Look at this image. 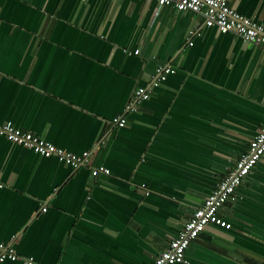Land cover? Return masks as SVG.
<instances>
[{"label":"crops","instance_id":"0c3cea01","mask_svg":"<svg viewBox=\"0 0 264 264\" xmlns=\"http://www.w3.org/2000/svg\"><path fill=\"white\" fill-rule=\"evenodd\" d=\"M231 6L264 24V0ZM7 121L91 159L75 168L0 135V243L19 256L0 264H152L264 127V54L156 0H0ZM99 164L111 173L94 177ZM222 215L232 228L208 225L189 264H264V156Z\"/></svg>","mask_w":264,"mask_h":264},{"label":"built area","instance_id":"2783aa9c","mask_svg":"<svg viewBox=\"0 0 264 264\" xmlns=\"http://www.w3.org/2000/svg\"><path fill=\"white\" fill-rule=\"evenodd\" d=\"M156 2L159 7L170 6L179 11H191L202 15L208 27H218L222 32L237 34L244 41L258 46L264 54V24L236 11L231 6V0H156ZM135 53L138 54L139 50H136ZM175 72L176 69L173 66L160 67L158 76L150 86H140L135 90L134 98L127 108L137 111L138 105L151 97L153 89L159 87L170 74ZM112 123L123 127L126 125L127 119L124 116H117L113 118ZM0 135L42 156L56 157L69 166L79 168L90 165L91 152L85 151L82 154L69 152L33 132L17 127L11 121L0 124ZM263 156L264 127L251 140L249 148L241 155L227 176L212 193L204 198L203 203L195 208L184 227L155 258L152 264H189L187 250L208 225L215 224L231 229L232 223L222 215L223 208L228 200L235 196L244 179ZM110 173L111 170L104 164L92 167L94 177ZM149 193L147 192V194ZM43 210L46 211V208ZM18 257V252L13 243H0V263ZM24 263L38 264L34 257L25 258Z\"/></svg>","mask_w":264,"mask_h":264}]
</instances>
